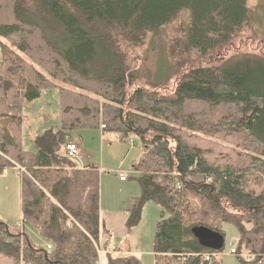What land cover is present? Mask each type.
Here are the masks:
<instances>
[{
    "label": "trees",
    "instance_id": "16d2710c",
    "mask_svg": "<svg viewBox=\"0 0 264 264\" xmlns=\"http://www.w3.org/2000/svg\"><path fill=\"white\" fill-rule=\"evenodd\" d=\"M253 21L248 0H0V172L25 170L24 225L0 222V264H98L108 232L100 171L65 153L70 132L90 128L142 143L128 222L139 224L145 202L160 206L156 264H222L204 255L224 248L192 230L225 237V224L238 231L241 264H264V55L230 53ZM156 39L171 64L164 85L146 77ZM54 90L62 126L27 152L24 103ZM107 260L142 264L133 254Z\"/></svg>",
    "mask_w": 264,
    "mask_h": 264
},
{
    "label": "rangeland",
    "instance_id": "374dc122",
    "mask_svg": "<svg viewBox=\"0 0 264 264\" xmlns=\"http://www.w3.org/2000/svg\"><path fill=\"white\" fill-rule=\"evenodd\" d=\"M254 15L253 28L239 39L232 52H253L264 55V0H248ZM252 27V26H251ZM253 30H255L253 34ZM160 57L156 68H149L146 77L159 84H165L171 73L170 63L165 53L164 42L160 39ZM158 40L155 41L158 43ZM3 55L0 51V62ZM24 123L21 126V146L30 153L36 151L32 142L34 136L47 130H58L62 126V102L59 90L42 92L34 101H25L23 106ZM70 142H77L81 148L83 161L74 160L81 167H92L100 171L102 222L107 233L101 237L102 264H108L107 255L124 256L120 253H133L142 264H155L153 241L157 223L161 220L162 209L153 201L143 205L142 218L138 225L129 227L128 201L141 196L139 179L132 166L143 155L142 143L134 138V147L130 142H122L115 134L104 135L101 128H90L70 132ZM14 167V168H13ZM8 166L0 172V222L16 226L23 221L21 166ZM17 167V168H15ZM20 167V169L18 168ZM127 180L122 182L121 176ZM30 236L38 243L35 230L28 227ZM225 246L218 257L222 264H241L237 255L231 254L236 246L239 234L235 226L224 225ZM41 245V244H39ZM43 246V245H42ZM120 252V253H119ZM243 258L251 260L250 254Z\"/></svg>",
    "mask_w": 264,
    "mask_h": 264
},
{
    "label": "built area",
    "instance_id": "2783aa9c",
    "mask_svg": "<svg viewBox=\"0 0 264 264\" xmlns=\"http://www.w3.org/2000/svg\"><path fill=\"white\" fill-rule=\"evenodd\" d=\"M129 142H130V146L133 147L134 144H135V142L133 141V139L129 140ZM65 151H66L67 156L70 159H72L73 161L74 160H78L80 162L83 161L82 151H81V148L79 147V145L77 143H73V142L67 143V145L65 147ZM81 168L85 169L87 167L84 166V167H81ZM22 170H23V172H25L24 169H22ZM121 180L122 181H126L127 180V177L125 175H122L121 176ZM46 247H47L48 250H52L53 249V246L51 244H48ZM236 253H237V248L235 246V247H233L231 249V254L236 255ZM102 254H103V251L102 250H99L100 260H99L98 264H102ZM219 256H220V252L219 253H213L212 252V253L205 254L204 255V258H205L206 261H210L212 259V257H219ZM253 259H251V260H253Z\"/></svg>",
    "mask_w": 264,
    "mask_h": 264
},
{
    "label": "water",
    "instance_id": "95a60500",
    "mask_svg": "<svg viewBox=\"0 0 264 264\" xmlns=\"http://www.w3.org/2000/svg\"><path fill=\"white\" fill-rule=\"evenodd\" d=\"M196 239L213 251H221L225 246V237L204 227H195L192 230Z\"/></svg>",
    "mask_w": 264,
    "mask_h": 264
},
{
    "label": "crops",
    "instance_id": "0c3cea01",
    "mask_svg": "<svg viewBox=\"0 0 264 264\" xmlns=\"http://www.w3.org/2000/svg\"><path fill=\"white\" fill-rule=\"evenodd\" d=\"M43 134V133H42ZM42 134H40V135H42ZM37 136H39V134L37 135ZM35 137V136H34ZM73 143H77V142H73ZM79 145V144H78ZM131 147V146H130ZM134 147V146H133ZM133 147H131V148H133ZM34 153H36V151L34 152ZM65 153H66V151H65ZM14 168V167H13ZM15 168H17V167H15ZM19 169H20V167H18ZM20 171H21V169H20ZM22 175H23V173H22V171H21V178H22ZM22 181V180H21ZM122 182H124V181H122ZM164 216V214H163V211H162V217ZM161 217V218H162ZM22 225H24V223H23V221L21 220V221H19L18 223H17V225L16 226H22ZM26 229H28V227H26ZM37 233V232H36ZM33 235H36V238H37V241H38V243L39 244H41V245H43V246H47L48 245V243L46 242V241H44L38 234H33ZM32 238V237H31ZM33 239V238H32ZM34 240V239H33ZM120 253V252H119ZM130 252H127V253H120V254H122V255H124V254H129ZM131 254H133V253H131ZM155 257V256H154ZM155 264H156V261H155Z\"/></svg>",
    "mask_w": 264,
    "mask_h": 264
}]
</instances>
